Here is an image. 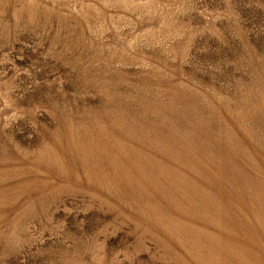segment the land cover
Returning <instances> with one entry per match:
<instances>
[{
  "label": "rangeland",
  "instance_id": "374dc122",
  "mask_svg": "<svg viewBox=\"0 0 264 264\" xmlns=\"http://www.w3.org/2000/svg\"><path fill=\"white\" fill-rule=\"evenodd\" d=\"M0 264H264V0H0Z\"/></svg>",
  "mask_w": 264,
  "mask_h": 264
}]
</instances>
